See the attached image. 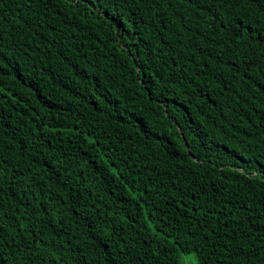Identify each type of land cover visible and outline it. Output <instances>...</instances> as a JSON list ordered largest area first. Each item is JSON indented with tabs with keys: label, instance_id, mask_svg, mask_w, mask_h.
Here are the masks:
<instances>
[{
	"label": "trees",
	"instance_id": "1",
	"mask_svg": "<svg viewBox=\"0 0 264 264\" xmlns=\"http://www.w3.org/2000/svg\"><path fill=\"white\" fill-rule=\"evenodd\" d=\"M264 264L261 0H0V264Z\"/></svg>",
	"mask_w": 264,
	"mask_h": 264
},
{
	"label": "rangeland",
	"instance_id": "2",
	"mask_svg": "<svg viewBox=\"0 0 264 264\" xmlns=\"http://www.w3.org/2000/svg\"><path fill=\"white\" fill-rule=\"evenodd\" d=\"M194 263L193 254H183L181 256V264H192Z\"/></svg>",
	"mask_w": 264,
	"mask_h": 264
},
{
	"label": "snow or ice",
	"instance_id": "3",
	"mask_svg": "<svg viewBox=\"0 0 264 264\" xmlns=\"http://www.w3.org/2000/svg\"><path fill=\"white\" fill-rule=\"evenodd\" d=\"M262 3H264V0H261Z\"/></svg>",
	"mask_w": 264,
	"mask_h": 264
}]
</instances>
